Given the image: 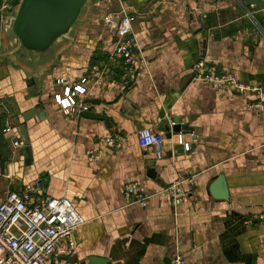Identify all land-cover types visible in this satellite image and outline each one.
Masks as SVG:
<instances>
[{
  "label": "crops",
  "instance_id": "obj_1",
  "mask_svg": "<svg viewBox=\"0 0 264 264\" xmlns=\"http://www.w3.org/2000/svg\"><path fill=\"white\" fill-rule=\"evenodd\" d=\"M94 1L74 43L42 79L16 66L0 39V202L30 188L38 189L35 199H68L85 220L70 264H171L177 255L186 264H264V225L244 224L264 212V111L251 108L264 95L214 89L193 76L204 59L264 87V0ZM19 2L0 0V16ZM124 8L136 15L129 81L110 61L115 34L105 22ZM85 77V112L95 119L66 115L53 100L62 89L57 80L73 87ZM39 107L46 119L23 118ZM176 119L193 134L176 133ZM23 125L30 161L14 146ZM146 128L164 135L162 160L139 147L137 133ZM115 134L127 137L118 150L106 141ZM91 150L98 159L87 156ZM221 177L227 200L216 198ZM175 180L188 194L180 205L167 192ZM132 182L145 187L146 207L127 201Z\"/></svg>",
  "mask_w": 264,
  "mask_h": 264
},
{
  "label": "built area",
  "instance_id": "obj_2",
  "mask_svg": "<svg viewBox=\"0 0 264 264\" xmlns=\"http://www.w3.org/2000/svg\"><path fill=\"white\" fill-rule=\"evenodd\" d=\"M135 20L136 15L127 12L125 8L119 13L116 22L113 16L105 19L109 30L116 37L110 48V61L116 68L123 69L125 81H129L134 75L131 64L138 50L136 39L132 35ZM193 76L196 80L210 84L214 89L241 95H264V87L240 83L232 74L208 65L204 59L195 64ZM87 81L88 78L85 77L77 85L69 87L64 85V79L57 80V85L62 89L54 93L53 100L66 115L88 111L89 107L83 101L88 91ZM96 81L99 85L103 84L101 76ZM251 108L264 111V100L255 102ZM106 141L118 150L124 147L127 137L115 134ZM137 142L142 149H152L157 160L164 158L163 134L149 128L142 129L137 133ZM179 142L182 144V137H179ZM14 146L23 148L24 143L15 141ZM184 150L188 152L190 144H185ZM87 156L96 160L100 155L91 150L87 152ZM36 184L39 185V182ZM37 192V188L22 192L11 191L0 202V264H70L69 259L75 250L74 233L85 224V220L68 199H35ZM167 192L175 205L188 201L184 181L175 180ZM125 197L127 201L142 207L148 205L149 197L140 182L128 183L125 186ZM244 224L264 225V212L246 219ZM171 264H186V260L182 255H177L173 257Z\"/></svg>",
  "mask_w": 264,
  "mask_h": 264
},
{
  "label": "water",
  "instance_id": "obj_3",
  "mask_svg": "<svg viewBox=\"0 0 264 264\" xmlns=\"http://www.w3.org/2000/svg\"><path fill=\"white\" fill-rule=\"evenodd\" d=\"M94 0H20L10 15L0 16V39L6 56L21 69L33 77L42 79L51 72L56 62L74 43L80 25L87 18ZM260 1L247 0V5L258 4ZM191 25L199 29L197 19L191 15ZM116 41V37L114 39ZM39 115L44 120L47 115L43 107L29 111L23 116L28 121ZM82 115L97 118L89 112ZM176 133L193 134L189 125H182L179 119L174 121ZM24 143L27 161L31 160V148L25 126L19 128ZM182 151H180L181 153ZM148 177L156 178L154 166L148 168ZM217 199L227 200V190L223 177L215 184ZM214 191V186L209 189ZM76 235V233H74Z\"/></svg>",
  "mask_w": 264,
  "mask_h": 264
},
{
  "label": "trees",
  "instance_id": "obj_4",
  "mask_svg": "<svg viewBox=\"0 0 264 264\" xmlns=\"http://www.w3.org/2000/svg\"><path fill=\"white\" fill-rule=\"evenodd\" d=\"M1 124H2V122H1V120H0V126H1Z\"/></svg>",
  "mask_w": 264,
  "mask_h": 264
}]
</instances>
